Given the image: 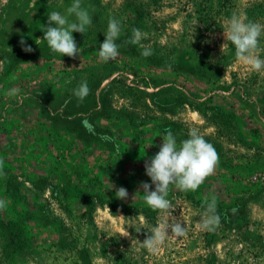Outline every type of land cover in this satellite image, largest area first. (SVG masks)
I'll return each mask as SVG.
<instances>
[{
  "label": "rangeland",
  "instance_id": "obj_1",
  "mask_svg": "<svg viewBox=\"0 0 264 264\" xmlns=\"http://www.w3.org/2000/svg\"><path fill=\"white\" fill-rule=\"evenodd\" d=\"M72 3L0 0V264H264V70L224 39L234 14L264 24V0H81L92 24L72 33L76 58L40 41L48 14ZM109 18L120 22L119 55L105 63ZM191 127L219 162L196 191L170 185L166 216L143 199L144 164L166 129L179 145ZM213 197L221 223L202 230ZM162 222L185 234L151 252L141 242Z\"/></svg>",
  "mask_w": 264,
  "mask_h": 264
},
{
  "label": "clouds",
  "instance_id": "obj_2",
  "mask_svg": "<svg viewBox=\"0 0 264 264\" xmlns=\"http://www.w3.org/2000/svg\"><path fill=\"white\" fill-rule=\"evenodd\" d=\"M73 16L75 19L70 20L69 17ZM91 24V15L86 8L81 6V0H73V3L66 9V14L58 11H52L48 14L47 24L40 29L43 32L40 41H46L50 50L60 56L66 55L70 58H76L82 50L77 47L72 33L84 34ZM120 32V22L115 18H109L107 32L98 49V57L101 62L106 63L118 57L119 46L116 40L119 38ZM132 32L133 36L128 42L133 45L140 44L143 34L136 28H133ZM262 35H264V24L255 21L246 22L245 19L234 14L227 21L224 39L226 38L234 46L236 58L250 71L261 72L264 70V59L260 57L261 51H264L260 46ZM19 43L23 51H33L23 38ZM222 47L223 44L221 50ZM141 55L144 57L151 56L152 49L144 47ZM89 92L90 89L85 80L73 90V95L83 101ZM9 95L18 96L19 89H13ZM85 125L86 130H92L90 124L85 122ZM218 162L219 156L215 147L205 140L197 127H191L188 131V138L180 141L179 145L171 130L166 129L158 152L144 164L145 173L151 180V183L141 182L140 184L146 205L154 211L172 216V210L175 208L167 198L170 185L182 192L196 191L205 179L213 174ZM2 164L3 162L0 161V166ZM115 192L116 197L120 200L128 198L127 189L124 187L116 188ZM5 204L6 201L0 199V209H3ZM220 223L216 200L213 197L206 202L199 227L202 230L214 231L220 226ZM141 229L137 228L136 232L139 233ZM169 234L177 238L183 236L185 234L183 223L168 224L162 222L151 230L141 244L149 251L156 252L165 243ZM128 235V232L123 234V236Z\"/></svg>",
  "mask_w": 264,
  "mask_h": 264
}]
</instances>
